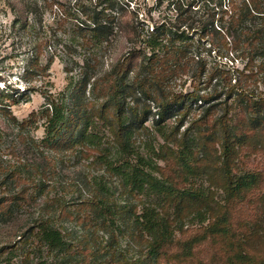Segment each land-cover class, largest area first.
I'll use <instances>...</instances> for the list:
<instances>
[{
	"label": "rangeland",
	"instance_id": "obj_1",
	"mask_svg": "<svg viewBox=\"0 0 264 264\" xmlns=\"http://www.w3.org/2000/svg\"><path fill=\"white\" fill-rule=\"evenodd\" d=\"M27 1L39 3L36 13L27 14L23 0H0V92L12 94L13 90L15 95L17 89L23 94L10 108L0 106V203H16L11 218L0 222V264H138L148 251V236L133 229V214L140 215L146 207L164 206V213L172 221L180 204L188 209L186 218L183 213L180 216L186 226L175 232L172 244L159 250L156 264H264V123L254 126L259 124L258 113L264 115V109L246 110L237 103L241 96L230 99L227 109L220 104L209 108L224 101L221 95L209 105L194 107L183 122L178 113L171 112L170 118L158 126L156 102L129 90L127 102L135 101L126 116L127 125L133 128V155L121 158L113 151L109 159L113 165H121L128 158L157 179L156 187L141 185L132 191L131 184L106 171L103 160L96 159L97 153L70 144L80 108L92 116L101 134L109 133L108 126L99 120L102 99L90 102L91 84L87 88L82 85L84 60L93 54L98 63H91L96 65L92 77L102 78L127 56L130 45L126 33L121 32L112 45L94 50L83 47L80 39L71 44L77 21L86 19L83 13L74 14L76 0ZM111 1L116 15L136 18L145 30L147 25L152 26L145 13L151 14L153 22L176 21L171 0H82V5L94 8L102 4L98 6L102 9ZM24 21L29 27L24 28ZM195 31L191 35L197 39ZM196 44L198 49H193L201 52L210 70L219 61L218 49L205 40ZM39 45L44 46L39 65L49 66L42 75L34 68ZM222 61L240 70L246 63L240 59L232 62L229 57ZM138 64L133 60L131 67ZM130 77L128 84H132ZM208 77L184 75L169 82L176 91L188 93L200 81L210 82ZM217 81L211 80L210 88ZM262 82L259 80L256 93L264 91ZM50 97L62 98L73 117L55 147H47L44 142L46 119L42 111ZM134 111L146 116L147 121L140 124L141 117L137 120ZM115 113L114 106H106L104 115L109 124H116ZM222 122H229L228 130L233 135L234 152L228 159L233 179L256 176L254 185L243 189L240 198L226 199L223 192V136L227 127ZM185 135L187 145L183 143ZM166 185L203 195L211 205L207 204L208 220L190 222L195 219L194 215L187 216L190 202H181L179 195L166 196ZM100 207L116 210L115 224L100 226L108 219L98 213ZM43 220L62 230L66 251L53 252L35 236L33 229ZM216 225L228 232L213 234Z\"/></svg>",
	"mask_w": 264,
	"mask_h": 264
},
{
	"label": "trees",
	"instance_id": "obj_2",
	"mask_svg": "<svg viewBox=\"0 0 264 264\" xmlns=\"http://www.w3.org/2000/svg\"><path fill=\"white\" fill-rule=\"evenodd\" d=\"M23 3L27 14L37 12L38 2L30 3L23 0ZM107 3L109 5L98 9V6H102V4L88 8L82 5V0H76L74 14L83 13L86 19L77 21L76 33L71 44L80 39L83 47L94 50L99 46L112 45L121 32L126 33V42L130 45L127 56L113 70L105 73L102 78L92 77L96 65L92 66L91 63H98L97 58L91 54L90 58L84 60L85 70L82 85L87 88L91 84L90 91L93 101L90 102L94 103L102 99L103 106L99 120L103 122L104 126H108L109 133L101 134L97 124L94 125L92 116L86 111L84 113L80 108L82 106L77 104L76 106L80 108L79 122L76 129L73 130L70 144L85 151L97 153L96 159L103 160L106 171H112L122 179L123 183L131 184L132 191L140 189L141 185L156 187L154 181L157 179L150 175L145 168L143 169V166L133 165L128 158L126 163L113 165L109 159L113 151H116L121 158L126 155L131 158L133 155L131 150L133 128L127 125L126 116L128 111L133 110V108H129L132 106L131 103L135 104V101L127 102L128 96H131L129 90H132L133 94L142 93L148 96L149 100L156 102L158 118L156 125L158 126L170 118L171 112L178 113L181 116L180 122H183L194 107L200 108L203 105H209L221 95L225 96L224 101L212 104L209 108L220 104L227 109L230 99L241 96V100L237 103L246 110L251 109L258 112L264 109V91L256 93L259 80L260 82L263 80L264 84V0H171L170 7L172 6L173 11L176 12V21L168 22L165 19L162 22H153L151 14L145 13L146 19H150L152 25L151 28L150 24L147 25L148 29L146 30L140 28V22L136 18H127L119 13L116 15L114 2ZM55 4L54 2L53 5ZM53 5L51 6L53 7ZM194 13L203 14L197 18L193 16ZM184 16L186 17L181 19ZM75 18L77 19V16ZM27 25L29 27V23L24 21V28ZM193 29L199 34L197 39L191 35ZM203 40L209 42L211 48L218 49L217 58L219 61H216L210 70L201 52L193 49L197 48L196 43L199 44ZM43 47V45H39V53L34 67L36 71H39V75L45 74L49 69V66L43 68L39 65ZM227 57L232 62L238 61V59L243 63L246 62L244 68L240 70L224 63L222 59ZM133 60H138L139 64L131 67ZM184 75L192 78H207L209 75L210 82L209 80L200 81L198 85L193 86V91L188 93L182 90L176 91L169 81L173 77ZM128 76H131L132 84L126 82ZM94 78L95 80L92 81ZM214 78H217L218 81L214 87L210 88L209 84ZM254 85L255 89L252 91L251 88ZM14 92H16L17 98H14L13 90L12 94L5 93V91L0 92L1 108L6 110L21 100L23 94H20L17 89ZM48 100L49 102L45 104L42 111V115L46 119L44 142L47 147H55L60 141V137L63 136V129L69 126L73 117L70 115L67 103L62 98L51 99L50 97ZM111 105L116 110L115 125L109 124V119L104 115L106 106ZM135 116L137 120L141 117L140 124L147 121L146 116L137 112H135ZM257 119L259 124L254 126L260 127L264 123V115L258 113ZM222 126L227 127L223 136V157L226 172V184L223 192L226 199L240 198L243 189L248 190L254 185L256 176L247 175L237 181L233 179L228 166V159L234 152L231 144L233 135L228 130L229 122H222ZM186 135L183 136V143L187 145ZM166 186V189H163L166 191V196L179 195L181 202H190V213L187 216L194 215L195 217L190 222L198 220L199 223H203L208 220V205L210 207L211 205L207 203L203 195L191 190L179 191ZM100 197L105 198L103 195ZM15 204L14 202L0 203V222L8 221L11 218ZM196 204H201V206L198 208L195 206ZM91 207L93 208L92 205ZM185 208L182 204L178 205L172 221L164 213V206L159 207L161 212L158 207H146L140 215L133 214V229L148 236V251L144 258L138 261V264H156L159 250L172 244L175 232L182 231L186 226L183 219L186 218L184 216L188 209ZM129 212L132 213L131 210ZM98 213L108 216V219L103 220L100 226L106 227L115 224L116 210L100 207ZM182 213L183 219L180 217ZM222 229L226 230L224 227L216 225L213 234L221 236L228 232ZM33 230L36 232L35 236L53 252L63 253L68 249L62 230L54 227L50 220L41 221Z\"/></svg>",
	"mask_w": 264,
	"mask_h": 264
}]
</instances>
